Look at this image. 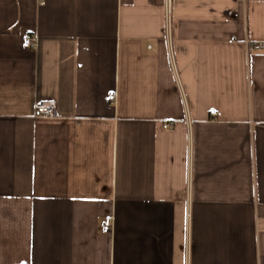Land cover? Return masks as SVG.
<instances>
[{
  "label": "crops",
  "instance_id": "0c3cea01",
  "mask_svg": "<svg viewBox=\"0 0 264 264\" xmlns=\"http://www.w3.org/2000/svg\"><path fill=\"white\" fill-rule=\"evenodd\" d=\"M0 264H264V0H0Z\"/></svg>",
  "mask_w": 264,
  "mask_h": 264
},
{
  "label": "built area",
  "instance_id": "2783aa9c",
  "mask_svg": "<svg viewBox=\"0 0 264 264\" xmlns=\"http://www.w3.org/2000/svg\"><path fill=\"white\" fill-rule=\"evenodd\" d=\"M170 1L171 0H167V9L170 8ZM25 43L29 46H35L36 40L33 37L28 36L25 40ZM258 46L261 47L262 44L259 43ZM110 98L114 99L115 95L114 94L111 95ZM56 114H57V104L53 98H47L45 100L38 101L34 105V116L37 118H50V117H54ZM211 114L217 115L216 110L212 109ZM112 220L113 217L110 216L108 217L107 222L103 224L102 229L104 232H108L111 229Z\"/></svg>",
  "mask_w": 264,
  "mask_h": 264
}]
</instances>
